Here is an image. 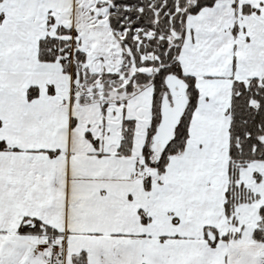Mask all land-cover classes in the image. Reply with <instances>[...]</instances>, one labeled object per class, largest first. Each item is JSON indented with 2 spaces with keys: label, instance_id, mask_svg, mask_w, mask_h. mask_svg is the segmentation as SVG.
Wrapping results in <instances>:
<instances>
[{
  "label": "snow or ice",
  "instance_id": "6c2138e0",
  "mask_svg": "<svg viewBox=\"0 0 264 264\" xmlns=\"http://www.w3.org/2000/svg\"><path fill=\"white\" fill-rule=\"evenodd\" d=\"M0 264H264V0H0Z\"/></svg>",
  "mask_w": 264,
  "mask_h": 264
}]
</instances>
